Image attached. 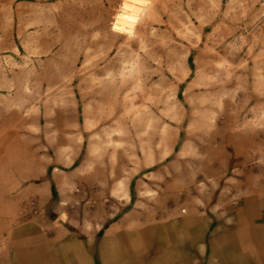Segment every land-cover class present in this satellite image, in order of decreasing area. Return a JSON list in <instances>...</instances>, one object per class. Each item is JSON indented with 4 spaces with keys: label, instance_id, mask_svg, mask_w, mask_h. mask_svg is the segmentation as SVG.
Listing matches in <instances>:
<instances>
[{
    "label": "rangeland",
    "instance_id": "obj_1",
    "mask_svg": "<svg viewBox=\"0 0 264 264\" xmlns=\"http://www.w3.org/2000/svg\"><path fill=\"white\" fill-rule=\"evenodd\" d=\"M0 189L73 249L264 203V0H0Z\"/></svg>",
    "mask_w": 264,
    "mask_h": 264
},
{
    "label": "crops",
    "instance_id": "obj_2",
    "mask_svg": "<svg viewBox=\"0 0 264 264\" xmlns=\"http://www.w3.org/2000/svg\"><path fill=\"white\" fill-rule=\"evenodd\" d=\"M32 194L22 189L8 195L0 189V264H264L261 199L240 202L218 229L198 218L171 219L166 224L176 226L175 234L154 235L160 241L154 247L150 234H121L112 227L94 244L86 236L73 249L72 237L57 242L55 235L41 233L35 217L21 218L24 197Z\"/></svg>",
    "mask_w": 264,
    "mask_h": 264
}]
</instances>
